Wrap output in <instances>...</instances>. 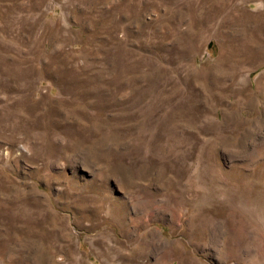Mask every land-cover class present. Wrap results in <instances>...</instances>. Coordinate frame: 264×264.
I'll return each instance as SVG.
<instances>
[{"label": "rangeland", "instance_id": "obj_1", "mask_svg": "<svg viewBox=\"0 0 264 264\" xmlns=\"http://www.w3.org/2000/svg\"><path fill=\"white\" fill-rule=\"evenodd\" d=\"M0 264H264V0H0Z\"/></svg>", "mask_w": 264, "mask_h": 264}]
</instances>
